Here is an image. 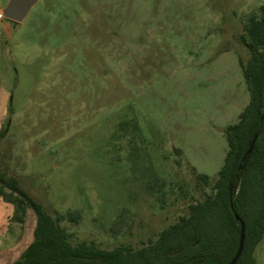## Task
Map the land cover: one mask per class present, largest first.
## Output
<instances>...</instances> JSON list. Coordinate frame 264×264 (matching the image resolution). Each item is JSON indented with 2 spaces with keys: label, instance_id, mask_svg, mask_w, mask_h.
Listing matches in <instances>:
<instances>
[{
  "label": "rangeland",
  "instance_id": "rangeland-1",
  "mask_svg": "<svg viewBox=\"0 0 264 264\" xmlns=\"http://www.w3.org/2000/svg\"><path fill=\"white\" fill-rule=\"evenodd\" d=\"M7 2L2 168L48 211L80 213L61 222L72 243L147 244L218 178L249 102L240 36L264 0H39L20 23ZM12 213L0 198V264L33 240L34 212Z\"/></svg>",
  "mask_w": 264,
  "mask_h": 264
},
{
  "label": "trees",
  "instance_id": "trees-1",
  "mask_svg": "<svg viewBox=\"0 0 264 264\" xmlns=\"http://www.w3.org/2000/svg\"><path fill=\"white\" fill-rule=\"evenodd\" d=\"M240 40L250 52L246 62L240 60L249 102L239 120L226 127L228 150L218 178L203 200L189 205L188 214L141 247L72 243L61 222H79L80 213L48 211L17 176L2 168L0 148V198L12 204L11 220L24 224L28 210L36 215L33 240L9 264H228L241 231L235 212L245 224L244 248L236 264H257L255 249L264 237V13L249 17ZM7 132V127L0 129V143ZM256 134L253 150L243 160Z\"/></svg>",
  "mask_w": 264,
  "mask_h": 264
},
{
  "label": "water",
  "instance_id": "water-1",
  "mask_svg": "<svg viewBox=\"0 0 264 264\" xmlns=\"http://www.w3.org/2000/svg\"><path fill=\"white\" fill-rule=\"evenodd\" d=\"M39 0H8L5 7L2 8V15L6 17L7 19L13 21L14 23H20L24 20V18L27 16L30 9L38 2ZM257 139V134L253 137L248 150L246 151L243 160H245L249 153L253 150L254 144ZM174 154L179 155L181 152L178 148H173ZM242 167V166H241ZM236 219L241 224V231H240V238H239V245L237 248V251L233 257V259L228 264H236L239 257L242 254L243 248H244V241H245V224L240 219L237 212H235Z\"/></svg>",
  "mask_w": 264,
  "mask_h": 264
},
{
  "label": "crops",
  "instance_id": "crops-1",
  "mask_svg": "<svg viewBox=\"0 0 264 264\" xmlns=\"http://www.w3.org/2000/svg\"><path fill=\"white\" fill-rule=\"evenodd\" d=\"M2 101H3V99H2Z\"/></svg>",
  "mask_w": 264,
  "mask_h": 264
}]
</instances>
